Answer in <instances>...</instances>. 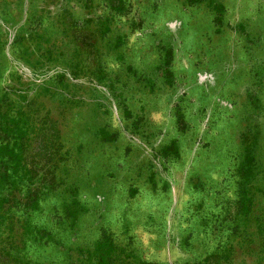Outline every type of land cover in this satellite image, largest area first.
Masks as SVG:
<instances>
[{
  "label": "rangeland",
  "instance_id": "374dc122",
  "mask_svg": "<svg viewBox=\"0 0 264 264\" xmlns=\"http://www.w3.org/2000/svg\"><path fill=\"white\" fill-rule=\"evenodd\" d=\"M0 264H264V0H0Z\"/></svg>",
  "mask_w": 264,
  "mask_h": 264
}]
</instances>
